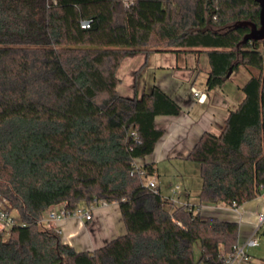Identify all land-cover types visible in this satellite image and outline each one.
<instances>
[{"label": "trees", "instance_id": "1", "mask_svg": "<svg viewBox=\"0 0 264 264\" xmlns=\"http://www.w3.org/2000/svg\"><path fill=\"white\" fill-rule=\"evenodd\" d=\"M259 12L255 0H0V202L19 218L0 232V264H225L239 224L168 211L146 186L154 167L135 172L165 134L156 118L181 106L157 86L120 95L117 70L137 53L205 52L209 91L231 69L251 70L222 132L188 156L200 206L240 207L264 193V41L237 48L249 29L228 27L259 25ZM64 203H118L126 234L79 252L44 224Z\"/></svg>", "mask_w": 264, "mask_h": 264}, {"label": "crops", "instance_id": "2", "mask_svg": "<svg viewBox=\"0 0 264 264\" xmlns=\"http://www.w3.org/2000/svg\"><path fill=\"white\" fill-rule=\"evenodd\" d=\"M204 53L156 52L148 56L143 54L141 66L135 71V73L141 71V74L137 78L135 75L130 81V86H127L125 90L127 96L130 94L128 89H131L132 96L136 94L141 96L143 92H150L153 87L157 86L181 106L179 115L158 116L156 118V127L164 130L165 134L156 145L151 156L136 160L139 165H152L155 169V175L158 164L162 162L179 160L189 163L188 156L201 136L206 132L218 136L222 132L229 113L236 110L245 98L242 87L251 77V70L245 66H240L235 72L236 74H243L245 77V81L236 85L237 87L230 85L228 88V82L234 77V73H232L231 77L221 87L209 91L207 81L210 64L209 59L203 63ZM121 84L122 81L120 80L117 90ZM193 90L205 95V101H198V96L193 93ZM155 175L151 178L156 180L162 194L160 181ZM179 188L181 191V187ZM191 192L188 188H185V191L181 193L179 192L180 194L177 195L184 197L177 199L178 203L174 205V208L181 205L200 206V202L198 204L192 203ZM62 206L63 204L55 208L61 209ZM82 207L91 210L92 220L86 221L68 216L48 224L46 221L47 212L44 224L54 231L59 230L62 241L79 252L97 250L126 234L118 203H96ZM202 207H210L209 212L204 215L238 223L240 226L238 245L243 247L254 232L257 214L264 207V193L253 201L243 204L238 210L227 206L202 205Z\"/></svg>", "mask_w": 264, "mask_h": 264}, {"label": "rangeland", "instance_id": "3", "mask_svg": "<svg viewBox=\"0 0 264 264\" xmlns=\"http://www.w3.org/2000/svg\"><path fill=\"white\" fill-rule=\"evenodd\" d=\"M203 56L204 63L208 60V55L207 53H204ZM143 57V53H137L127 59H124V61L121 63L119 69L117 70V77H119V79L122 81V84L119 86L118 89L121 95H126L125 97L128 98L134 97L132 96L133 94L131 89H128V91L130 92L128 96L125 90L127 89V86H130V81H132L134 76L137 74V72L135 73V71L140 68ZM244 78L245 77L243 74L234 73L233 79L228 82V88H230V85L237 87L236 85L245 81ZM155 177L160 181L162 191L161 195L167 202L165 204V208L168 211L173 210L174 205L178 203L180 197L183 199L184 196L178 195L181 192L185 191V188H188L192 191V203L198 204L200 202L199 192L201 190L202 179L200 174V165L198 163L192 161L186 163L184 161L179 160H174L173 162H162L158 164L157 173ZM179 187H181V191H179ZM168 197H170L171 199H169ZM12 214L19 222L17 212L14 211L12 212ZM255 238L258 242V246L248 248L247 253L250 255L251 260L254 264H264V225L262 226L261 230L256 234ZM194 254L196 260H198L201 255L200 242L195 243Z\"/></svg>", "mask_w": 264, "mask_h": 264}, {"label": "built area", "instance_id": "4", "mask_svg": "<svg viewBox=\"0 0 264 264\" xmlns=\"http://www.w3.org/2000/svg\"><path fill=\"white\" fill-rule=\"evenodd\" d=\"M126 5L129 4L128 1L125 2ZM89 22H84L83 27H88ZM193 93L198 96V101L204 102L206 97L205 95L200 94L197 90H193ZM136 140H138V136L136 133L132 134ZM135 172L144 175V166L137 164L135 161L134 163ZM146 186L149 190H151L154 194H161L160 189L158 187V184L156 180L153 178H148L146 180ZM190 206V205H189ZM67 204L64 203L61 209H56L55 207H52L48 210V215L46 218V221L48 224H51L52 222L56 220H60L63 218H66L68 216L77 217L84 219L86 221L92 220V212L89 208L79 207L73 212H69L67 209ZM235 210H238L239 207L234 206ZM210 207H194L190 206V210H194L196 212L201 213L202 215L207 214L209 212ZM19 222L16 220V218L13 216L11 212L6 210L4 208L3 203L0 202V232L7 230L11 228L12 226L18 224ZM264 225V207L262 210L257 214L256 216V224L255 229L252 234V236L247 240L245 246L241 247L239 245L234 247V252L229 255H225L224 261L225 264H254L251 260L250 255L247 253V249L251 247H257L258 242L256 241V234L259 232L260 228ZM57 233H60L59 230H56Z\"/></svg>", "mask_w": 264, "mask_h": 264}, {"label": "water", "instance_id": "5", "mask_svg": "<svg viewBox=\"0 0 264 264\" xmlns=\"http://www.w3.org/2000/svg\"><path fill=\"white\" fill-rule=\"evenodd\" d=\"M256 3L259 4L260 12H259V25L254 22L244 20L238 21L228 28H236V27H247L249 29L248 33L244 36L243 40L237 45V48H240L241 45L246 43L247 41H254V42H263L264 41V0H255ZM232 69L227 74V79H229L232 75Z\"/></svg>", "mask_w": 264, "mask_h": 264}]
</instances>
